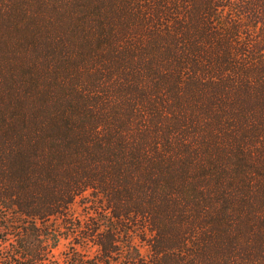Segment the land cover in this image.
I'll return each instance as SVG.
<instances>
[{
  "label": "trees",
  "instance_id": "trees-1",
  "mask_svg": "<svg viewBox=\"0 0 264 264\" xmlns=\"http://www.w3.org/2000/svg\"><path fill=\"white\" fill-rule=\"evenodd\" d=\"M62 239L264 264V0H0V264Z\"/></svg>",
  "mask_w": 264,
  "mask_h": 264
},
{
  "label": "rangeland",
  "instance_id": "rangeland-1",
  "mask_svg": "<svg viewBox=\"0 0 264 264\" xmlns=\"http://www.w3.org/2000/svg\"><path fill=\"white\" fill-rule=\"evenodd\" d=\"M73 209H74V212L76 214L80 215L81 217H83L82 215H85L86 211H88L87 206L84 204H80V203L75 205ZM69 247H70L69 241L62 239V241L60 242L58 247L54 250V261L52 264H66L64 261V254L63 253L67 252ZM146 249H147V247H144L142 249V251L144 253H146ZM80 251H82V250H80ZM88 254L92 255L93 249H90V251H88Z\"/></svg>",
  "mask_w": 264,
  "mask_h": 264
}]
</instances>
